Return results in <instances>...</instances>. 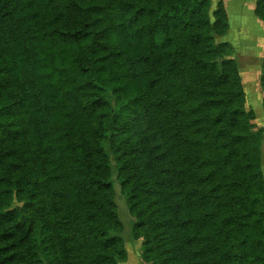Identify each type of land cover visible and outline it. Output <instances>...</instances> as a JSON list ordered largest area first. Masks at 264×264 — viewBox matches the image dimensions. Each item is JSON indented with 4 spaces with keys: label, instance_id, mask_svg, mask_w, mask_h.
Masks as SVG:
<instances>
[{
    "label": "trees",
    "instance_id": "obj_1",
    "mask_svg": "<svg viewBox=\"0 0 264 264\" xmlns=\"http://www.w3.org/2000/svg\"><path fill=\"white\" fill-rule=\"evenodd\" d=\"M209 4L0 0V264H118L113 174L146 264H264L261 132Z\"/></svg>",
    "mask_w": 264,
    "mask_h": 264
},
{
    "label": "rangeland",
    "instance_id": "obj_2",
    "mask_svg": "<svg viewBox=\"0 0 264 264\" xmlns=\"http://www.w3.org/2000/svg\"><path fill=\"white\" fill-rule=\"evenodd\" d=\"M209 2L208 14L210 23L214 25V41L218 45H224L222 49L224 57L236 61L245 94V108L253 112V130L261 132L259 153L264 186V90L261 81L264 62V22L255 13L256 0H209ZM219 4L224 17L219 16L217 19L214 13L221 10ZM259 44L261 50L256 52ZM112 179L114 201L121 223L120 231L112 234L122 238L126 253V257L118 264H146L141 257L144 235L141 232L138 234L134 232L135 218L128 209L126 197L114 174ZM17 205L14 202L12 207ZM258 225L261 230V225ZM261 237L264 242V232Z\"/></svg>",
    "mask_w": 264,
    "mask_h": 264
},
{
    "label": "bare ground",
    "instance_id": "obj_3",
    "mask_svg": "<svg viewBox=\"0 0 264 264\" xmlns=\"http://www.w3.org/2000/svg\"><path fill=\"white\" fill-rule=\"evenodd\" d=\"M255 23V22H254ZM240 30V29H239ZM254 30H256V29H254ZM258 30V29H257ZM261 30H259V32H260ZM258 49H257V51L256 52H258L259 50H261L260 48H261V45L259 44V46L257 47Z\"/></svg>",
    "mask_w": 264,
    "mask_h": 264
}]
</instances>
